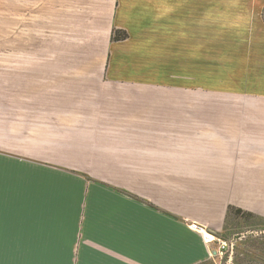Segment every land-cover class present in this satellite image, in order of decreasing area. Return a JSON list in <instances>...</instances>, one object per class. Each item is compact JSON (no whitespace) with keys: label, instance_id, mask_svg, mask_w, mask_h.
Here are the masks:
<instances>
[{"label":"crops","instance_id":"1","mask_svg":"<svg viewBox=\"0 0 264 264\" xmlns=\"http://www.w3.org/2000/svg\"><path fill=\"white\" fill-rule=\"evenodd\" d=\"M105 1L112 11L107 80L160 79L159 65L172 63L163 51L190 46L192 25L177 23L174 2ZM215 9V76L238 80V89L216 91L247 97V117L215 136V162L203 156V221L177 212L176 175L192 172L170 153L161 163L155 144L165 137L145 129L159 122L143 118L127 95L132 89L38 105L7 95L0 106V264H223L220 253L232 264L246 248L241 236L257 235L252 227L264 234V0H215ZM113 31L126 38L112 42ZM229 208L257 221L233 211L227 217Z\"/></svg>","mask_w":264,"mask_h":264},{"label":"rangeland","instance_id":"2","mask_svg":"<svg viewBox=\"0 0 264 264\" xmlns=\"http://www.w3.org/2000/svg\"><path fill=\"white\" fill-rule=\"evenodd\" d=\"M163 1L174 2L177 23H191L190 46L176 48L171 55L163 51L172 63L159 65L160 79L127 84L113 83L102 74L111 47L112 11L107 1L0 0V106L7 104L2 99L7 95H14L17 104L38 105L74 103L78 92L80 98H101L115 92L109 87L132 89L127 95L145 110L143 118L159 122L145 129L165 137L155 144L161 163L170 153L177 167L192 172L176 175L177 212L203 221V156L208 165L216 161L215 136L247 117V97L216 91L238 89L232 86L238 80L215 76V0H152L161 5ZM250 240L252 245L261 242L258 237ZM261 245L263 241L251 254L263 263ZM219 257L224 264V255Z\"/></svg>","mask_w":264,"mask_h":264},{"label":"trees","instance_id":"3","mask_svg":"<svg viewBox=\"0 0 264 264\" xmlns=\"http://www.w3.org/2000/svg\"><path fill=\"white\" fill-rule=\"evenodd\" d=\"M125 38H126V34L124 32H119V31L112 32L111 39L113 41H120V40H124ZM232 211L234 212V214H236L237 216H240L241 218H244V219H251V220L257 219L256 217L252 216L251 214L243 213L240 210H232L230 208L227 212V217L232 213ZM255 221H257V220H255ZM250 223H251V224H249L250 226L254 224L252 222H250ZM254 229H255V227H253L250 231H253ZM254 231L257 232V235H255L254 237H258L259 241H261V242L263 241V245H261L263 247L264 246V234L262 232V229H257ZM251 236H253V235H251ZM242 237H245V235L241 236V241H242V239H244ZM250 239H251V237H245V239L242 241L241 244L244 245V247H246L245 249H243L244 254L241 253L242 256H238V254H240L239 252H241V251L237 250L238 254L233 255V257H232V264H264V262L263 263L261 262L263 260H260L259 258L252 257V254L249 255V254L245 253L246 251H248V249H250V250L256 249V251H257L258 245L260 246V244H261V242L260 243L256 242V245L255 244L254 245L249 244V242H251Z\"/></svg>","mask_w":264,"mask_h":264},{"label":"built area","instance_id":"4","mask_svg":"<svg viewBox=\"0 0 264 264\" xmlns=\"http://www.w3.org/2000/svg\"><path fill=\"white\" fill-rule=\"evenodd\" d=\"M191 228H192L193 230H195V231L201 232V233H202V236H203V239H204L205 242H207V243H212V242L214 241V238L212 237V235H211V234H208V233H207V234H204V233L202 232V228H201L199 225H197V224H193V225L191 226ZM211 237L213 238V240H210ZM223 246H224V245L221 246V251L223 250ZM220 255H222V253H220Z\"/></svg>","mask_w":264,"mask_h":264},{"label":"bare ground","instance_id":"5","mask_svg":"<svg viewBox=\"0 0 264 264\" xmlns=\"http://www.w3.org/2000/svg\"><path fill=\"white\" fill-rule=\"evenodd\" d=\"M210 240H213V238L211 237V239Z\"/></svg>","mask_w":264,"mask_h":264}]
</instances>
